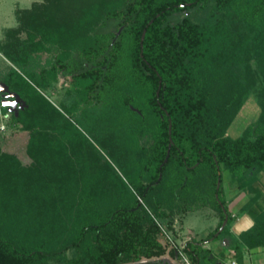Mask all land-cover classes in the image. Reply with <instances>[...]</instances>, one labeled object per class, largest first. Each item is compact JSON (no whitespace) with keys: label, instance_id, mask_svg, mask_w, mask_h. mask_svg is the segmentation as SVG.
Wrapping results in <instances>:
<instances>
[{"label":"trees","instance_id":"1","mask_svg":"<svg viewBox=\"0 0 264 264\" xmlns=\"http://www.w3.org/2000/svg\"><path fill=\"white\" fill-rule=\"evenodd\" d=\"M203 9L205 16L192 19ZM22 11L25 25L5 28L0 40V52L11 62L0 70V80L28 104L12 119L28 130L31 152L45 149L54 157L67 156L66 142L77 143L68 158L70 165L79 163L74 184L79 181L81 188L75 195L69 182L61 202L42 219L22 206L12 208L17 202L12 199L9 205L2 196L0 264H172L166 257L140 262L126 258L164 251L155 236L156 216L164 214L157 209L158 198L178 194L203 200L201 190L188 194L187 187L207 180L205 175L212 184L218 222L203 236L184 240L182 251L190 263L220 264L206 246L217 239L226 240L222 254L233 249L239 261L240 241L264 244V210L254 213V223L238 238L229 231L234 217L222 176L226 171L239 188L250 190L243 204L249 208L259 194L252 174L264 171V118L250 122L248 134L227 133L249 93L237 69V51L232 50L236 34L227 16L234 15L250 30L264 79V0H86L72 24L62 18L51 23L49 10L46 14L40 4ZM22 28L28 30L26 39L19 36ZM53 45L60 50L39 64L37 53ZM58 74L69 76L80 91L75 103L64 105L65 111L41 92ZM98 103L95 125L108 120L102 127L106 132L118 129L119 122V136L123 131L135 134L136 155L141 138H151L149 154L133 156L138 165L132 168L131 163V186H117L119 196L111 192L114 187L88 191L106 180V169L101 156L86 146L91 142L71 113L89 121L87 110H97ZM4 111L6 105L0 103V113ZM69 248L74 255H66Z\"/></svg>","mask_w":264,"mask_h":264},{"label":"rangeland","instance_id":"2","mask_svg":"<svg viewBox=\"0 0 264 264\" xmlns=\"http://www.w3.org/2000/svg\"><path fill=\"white\" fill-rule=\"evenodd\" d=\"M85 1L5 0L3 1L4 12H0V16L2 14L3 16H7L8 13L5 12H8L7 8L9 4L14 5L11 9V13L15 17V22L12 26H23L25 25L23 19H26V16H24L22 10L24 8H31L35 4H40L43 9L46 7V14L49 10L48 14L50 15L51 23H58L62 18L66 24H72L82 15L81 10ZM206 11L207 9H203L195 12L192 14V19L202 18L205 16ZM227 18L229 25L236 34V42L232 46V50L234 53L237 51L235 54V59L238 62L237 69L242 75L241 78H244L249 86L247 97L227 128L228 134L238 136L248 134L246 127L250 122L264 118V79L255 59L256 48L251 40H249L250 30L242 20L235 18L234 15H228ZM3 23L7 24L11 22L4 21ZM5 28L7 27L3 28L1 40L5 38ZM27 32V29L22 28L19 32L20 38L26 39ZM59 50V47L53 45L49 50H42L37 53L39 64H44L48 57H52ZM9 64L11 62L4 58L0 52V70L4 71ZM41 92L61 111H65L64 105L70 106L75 103L80 95V91L72 79L69 76L61 74H58L57 78L51 81L49 86ZM0 103L6 105V111L0 113V198L2 196L5 197L4 200L9 205V202L13 199L17 203L12 204V208L22 206L28 212V215L42 219L43 214H47V211L51 212L54 204L58 203V201L61 202V196H63V192L69 187V182H72L71 187L75 189V195L81 188L78 181L79 178H77L78 184H74L76 182L74 179V168H78L79 163H75L74 158L72 160L74 163L70 165L69 160L74 154L72 147L77 143L71 144L70 142H66L65 147L67 146L70 153L67 156L62 154V156L54 157L50 153H47L45 149L35 152L29 151L27 147L28 130L24 129L20 122H15L12 119L13 115H17L20 109L28 105L27 102L15 90L11 89L7 83L0 80ZM95 107L99 108H95L97 110L88 108L87 110L89 121H83L78 118L77 114L71 113L72 117L76 120L77 126L91 142L87 143L86 146L93 147L95 154L101 156V159L99 158L100 163L106 169V180L101 178L97 183L88 188V191L95 192L102 188L114 187L111 188V192H116V195L119 196L120 184L125 185L124 183H127L131 186L132 181L130 179H132V176L129 173L134 172V169L130 170L131 163L135 162L133 156L144 157L148 155L151 138L150 136L141 138L140 144L142 147L136 155L134 150L136 149L137 151L139 148H137L135 134L132 135L130 131H123L119 136V122L117 123L118 129H110L105 132L102 127H104V124L109 125L110 123H107L108 120L106 119L105 123L100 119L99 126L95 125L93 118L97 113L100 114L101 104L98 103ZM117 116L119 120V112ZM126 117V114H124L121 118L126 119ZM68 156L70 157L68 158ZM134 164L132 168L138 165ZM252 175H254L255 183L259 182L260 186L264 187V171H258ZM222 176L225 196L230 211L233 214L235 212L234 208L246 198L245 196H249L250 190L245 191V188H239L237 182L230 179L228 172L223 171ZM204 177L207 180H196L187 187L188 194L201 190L204 197L203 200L200 198L202 201L200 199L195 201L190 196L187 197L188 199L185 197V199L178 194L174 197L167 196V198L161 196L158 198L160 202L157 203V209L164 214L156 216L158 230L155 236L156 240L164 247V251L150 257L141 255L138 259L126 258L127 262L136 260L140 262L149 258L166 257L172 264H187V260L189 261V259L182 251L184 240L191 236H197L199 233H206L208 229H212L218 222V212L214 207L212 184L210 179L208 180L207 175ZM250 180L249 177L247 181L250 183ZM249 183L248 186L251 184ZM120 191L122 190L120 189ZM238 195H241V198L237 200L236 196ZM20 196L23 198L21 202L19 201ZM6 197L9 199L6 200ZM145 202L144 205L146 204L148 209H151L152 207L149 206L146 200ZM249 206H253V202ZM150 209L149 211L151 212ZM233 217H235L234 214ZM196 230L200 232L197 233ZM217 242L218 244H222V247L224 239ZM172 249H175L176 254L171 253ZM74 252V249L69 248L66 251V255L72 256L75 254ZM49 264L62 263L50 260Z\"/></svg>","mask_w":264,"mask_h":264},{"label":"crops","instance_id":"3","mask_svg":"<svg viewBox=\"0 0 264 264\" xmlns=\"http://www.w3.org/2000/svg\"><path fill=\"white\" fill-rule=\"evenodd\" d=\"M5 0H0V12H4V2ZM3 2V4H1ZM14 5L9 4L8 6V13L7 16H0V40L3 35V28L12 26L15 22V17L11 13V9ZM6 8V7H5ZM6 11V10H5ZM4 21H8L11 23L4 24ZM257 186L259 187V194L257 195V198L253 201V206H250L247 209L243 208V204L248 200V196H245L240 204H238L235 208L233 214L235 217L230 223L229 231L238 238V235L243 230L248 229L251 227V225L254 223V213H257L261 210H264V187L258 182ZM241 195L236 196V199H240ZM237 220V222H235ZM209 230V229H208ZM197 231V230H196ZM200 232V231H199ZM197 231V233H199ZM205 234V233H204ZM204 234L199 233L196 237H201ZM219 240H214L212 243H207L206 246H209L212 248L213 253L217 256L218 262H223L226 256V249L224 250V254H222L223 246L222 244H218ZM226 243V240H224V243ZM241 248H242V258L241 263L243 264H253L258 261H261L263 259V250H264V244L261 243H255L252 245H249L245 241H240ZM211 244V245H210Z\"/></svg>","mask_w":264,"mask_h":264},{"label":"built area","instance_id":"4","mask_svg":"<svg viewBox=\"0 0 264 264\" xmlns=\"http://www.w3.org/2000/svg\"><path fill=\"white\" fill-rule=\"evenodd\" d=\"M187 260V258H185ZM187 264H191L188 260H187ZM220 264H243L241 263L234 255V250L233 249H228L226 251V256L223 262H220ZM253 264H264V250H263V259L261 261H258L256 263Z\"/></svg>","mask_w":264,"mask_h":264},{"label":"water","instance_id":"5","mask_svg":"<svg viewBox=\"0 0 264 264\" xmlns=\"http://www.w3.org/2000/svg\"><path fill=\"white\" fill-rule=\"evenodd\" d=\"M144 33H145V28L142 30L141 39L143 38ZM157 93H158V90H157ZM170 125H171V124H170V122H169V131H170ZM169 147H170V144H168V149H167V153H166V156H165L164 160H166L167 155H168V153H169Z\"/></svg>","mask_w":264,"mask_h":264}]
</instances>
